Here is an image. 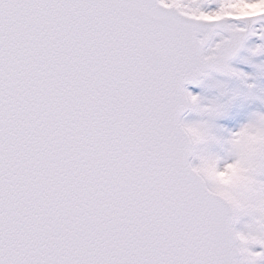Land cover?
I'll return each mask as SVG.
<instances>
[{
	"label": "snow or ice",
	"instance_id": "snow-or-ice-1",
	"mask_svg": "<svg viewBox=\"0 0 264 264\" xmlns=\"http://www.w3.org/2000/svg\"><path fill=\"white\" fill-rule=\"evenodd\" d=\"M253 37L264 0H0V264H264V113L220 136L185 87Z\"/></svg>",
	"mask_w": 264,
	"mask_h": 264
},
{
	"label": "rangeland",
	"instance_id": "rangeland-1",
	"mask_svg": "<svg viewBox=\"0 0 264 264\" xmlns=\"http://www.w3.org/2000/svg\"><path fill=\"white\" fill-rule=\"evenodd\" d=\"M257 43L260 41L255 37L251 38L232 64L234 69L245 73L247 79L234 76L221 78L214 75L201 85L189 89L200 97L202 106L222 105L220 114L211 120L214 130L220 136L227 137L230 132L237 131L254 113H264V68L256 67L264 65V54L252 56L248 51ZM205 119L208 118L191 111L185 121L199 122Z\"/></svg>",
	"mask_w": 264,
	"mask_h": 264
},
{
	"label": "clouds",
	"instance_id": "clouds-1",
	"mask_svg": "<svg viewBox=\"0 0 264 264\" xmlns=\"http://www.w3.org/2000/svg\"><path fill=\"white\" fill-rule=\"evenodd\" d=\"M241 15H247V13L251 12H258L259 9L256 6L249 7V6H240L235 9ZM245 138L248 143L250 144H257L261 140H264V136H261L259 133L257 134H245ZM209 179L212 180L215 184L220 185L224 188H232L235 185H243L246 180V169L238 166L232 167L228 170L227 175L224 174H217L214 176H209ZM223 196L226 200L232 203H238L236 195L232 192H221L219 193ZM239 242H244V237H238Z\"/></svg>",
	"mask_w": 264,
	"mask_h": 264
},
{
	"label": "water",
	"instance_id": "water-1",
	"mask_svg": "<svg viewBox=\"0 0 264 264\" xmlns=\"http://www.w3.org/2000/svg\"><path fill=\"white\" fill-rule=\"evenodd\" d=\"M255 14H257V13L248 14V15H255ZM248 41H249V40H248ZM248 41H247V42H248ZM247 42H246V44H247ZM246 44H245V46H246ZM244 48H245V47H244ZM244 48H242V49L240 50V52L237 54L236 57H234L231 61H229L230 65H231V63H232L234 60H236V59L238 58V56L241 54V52L244 50ZM212 74L219 75V76H222V77H229V76H227V75H222V74H219V73L211 72V73L209 74V76H207V77H201L200 79H201L202 82H203V81L209 79L210 76H211ZM199 85H200V84H199ZM190 86H191V87H194V86H197V84L193 83V84H186V85H185V87H186L187 90H188V87H190ZM189 112H190V111H185V112L182 114V119H184V117H185Z\"/></svg>",
	"mask_w": 264,
	"mask_h": 264
}]
</instances>
